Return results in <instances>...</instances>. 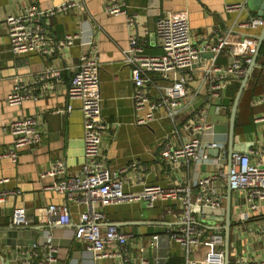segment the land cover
I'll return each instance as SVG.
<instances>
[{
	"label": "crops",
	"instance_id": "0c3cea01",
	"mask_svg": "<svg viewBox=\"0 0 264 264\" xmlns=\"http://www.w3.org/2000/svg\"><path fill=\"white\" fill-rule=\"evenodd\" d=\"M70 1H76L78 6L45 19L46 30L54 42L63 40L68 34L92 37L95 50H91V55L97 58L100 66L99 95L107 126L102 137V153L106 168L119 174L123 190L129 194H141L148 186L170 188L177 183L176 171L161 156L167 141L178 147L193 136H199L205 143L223 144L218 153L209 152L210 160L207 162L200 165L190 162L179 169L183 186L194 192L200 174L215 172L221 165L228 166L230 115L241 86V81L232 80L219 97H212L208 92L210 79L203 71L210 66L211 60L209 55L203 56L187 84L190 96L183 100L185 111L175 121L168 116L165 106L153 108L170 85L159 75H152L146 81L149 105L137 112L131 66L126 63L129 36L137 35L146 53L158 56L162 50L156 41L155 24L168 14L189 18L195 46L205 42L215 44L230 30L240 37H260L263 30L239 28L238 25L251 18H264V0H124L126 14L120 16L106 13L105 0H0V181L9 180L0 184V191L21 192L0 204V264H17V248L31 241L24 235L20 239H12L15 244L11 242L8 245L6 238L1 237L12 226L16 227L12 214L17 207H24L32 222L30 227L19 228L26 229L22 234H35L36 242L44 244L51 241L58 247L54 264H124L120 258L94 260L86 253L83 243L74 241L80 215L86 210L84 204L68 203L72 223L66 227L39 221L37 216L39 210L68 202L65 194L50 189L57 179L42 178L41 174L51 170L54 163L63 162L68 176L73 177L81 173L86 163L82 102L69 99L68 88L82 54L90 49L87 44L77 41L51 56L14 55L10 50L6 19L10 15L22 14L32 5L49 9ZM241 3H245L244 12L226 11L227 6ZM129 17H134V26L129 25ZM231 63L232 56L224 54L215 64L226 68ZM50 68L59 74L56 79L49 80L54 85L51 92L40 91L38 100L28 99L20 106L7 103L17 81L33 84L37 89L39 81L42 84L43 73ZM256 98L264 100V43L239 104L234 145V152L247 153L252 163H260L264 167V121H259L264 118V102L253 105ZM69 107L72 108L70 112ZM198 110H204L205 121L213 127L201 136L188 128L194 112ZM150 111L154 119L140 124L142 118L147 121L146 115ZM30 118L38 122L42 141L33 150H21L18 160L13 162L4 155L14 140L9 127L13 122ZM218 195L221 209L206 214L202 225L206 234L224 236L225 252L228 181L218 186ZM99 211L104 216V228L112 223L133 236L128 252L137 264L142 260H147L148 264L182 262L181 249L167 236L168 231L177 228L178 216L182 212L179 201H158L154 208H148L145 201L140 200L102 206ZM231 221V264L264 262V203L257 211H251L244 196L233 191ZM155 236L159 237V242Z\"/></svg>",
	"mask_w": 264,
	"mask_h": 264
},
{
	"label": "built area",
	"instance_id": "2783aa9c",
	"mask_svg": "<svg viewBox=\"0 0 264 264\" xmlns=\"http://www.w3.org/2000/svg\"><path fill=\"white\" fill-rule=\"evenodd\" d=\"M106 13L112 16L126 14L124 0H105ZM202 2L203 0H197ZM78 6L76 1H70L53 8L42 9L32 5L20 15H10L6 19L10 50L14 55L42 54L51 56L56 52L71 47L77 41L87 44L90 51L82 54L80 64L68 88V97L71 100L82 102L83 112V139L84 156L86 163L77 176H68L63 162H56L42 178L57 179L50 189L65 194L68 202L63 205H51L39 210V221L60 227L72 223L68 203L75 201L86 206L85 212L80 215V224L75 230L73 239L85 245V251L94 260L120 258L124 264H137L129 257L128 245L131 234L122 231L112 223L103 227L104 216L99 211L102 206L131 203L144 200L148 208H154L156 202L179 201L181 214L178 216L177 228L168 231V239L182 251L180 264H225L224 236L219 233L206 234L202 225L205 215L221 209V198L218 195V186L230 180L234 192L244 196L251 211H257L264 203V167L260 163H252L247 153L235 152L231 165H221L212 173L200 174L196 182V192L190 187H184L180 171L183 165L194 162L200 165L210 160V151H220L223 144L218 142L205 143L199 136H193L182 145L175 147L167 141L161 151L162 158L168 162L173 171H176L177 183L170 188L160 186L145 187L141 194L124 192L119 174L111 173L105 165L102 153V137L107 129L103 119L102 99L99 95L100 78L99 63L91 50H95L92 37L84 38L79 34H68L61 41L54 42L44 23L45 19L71 10ZM245 3L229 5L227 12H244ZM134 17H129V25L134 26ZM239 28L258 30L264 28V18H251L240 23ZM155 37L162 53L158 56L148 55L137 35L131 34L128 38V55L126 63L131 66L133 83V100L137 112L143 111L149 105V91L146 81L152 75H159L169 81L168 91L160 95L159 101L153 108L166 107L168 116L175 121L183 112V100L190 96L187 84L191 81L198 63L203 56H210L211 64L204 69L210 79L208 92L212 97H219L232 80L242 81L248 72L249 65L258 48L256 36L240 37L230 30L217 39L215 44L202 43L195 46L189 18L174 14L164 15L155 24ZM230 54L232 63L224 68L216 65L219 56ZM58 71L52 68L42 75V84L36 89L33 84L17 81L7 97L11 106H20L26 100H38L40 91L49 93L54 85L49 80L56 79ZM93 94V95H92ZM262 98H256L253 105L263 103ZM71 107L68 108L70 112ZM147 121L142 118L140 124L154 119L150 111L146 115ZM259 121H264L260 118ZM35 119H25L13 122L9 129L13 135V144L4 154L13 162L18 160L19 152L23 149L33 150L42 141V134L38 130ZM188 128L197 135H203L213 127L205 121L204 110L194 112ZM9 180L0 181V184ZM18 190L0 191V204L8 197L18 196ZM42 211V215H40ZM13 224L18 228H27L32 225L27 210L17 207L12 214ZM200 222V223H199ZM264 233V229L262 230ZM154 239L159 242V237ZM58 247L51 241L17 248V264H54L57 261ZM142 260L141 264H148ZM78 264H82L81 262ZM254 264H264L255 262Z\"/></svg>",
	"mask_w": 264,
	"mask_h": 264
},
{
	"label": "water",
	"instance_id": "95a60500",
	"mask_svg": "<svg viewBox=\"0 0 264 264\" xmlns=\"http://www.w3.org/2000/svg\"><path fill=\"white\" fill-rule=\"evenodd\" d=\"M258 41H259L258 48L255 52V55L252 58V62L249 65L248 72H247L246 76L241 81V86L239 88V91L236 95V98L234 100V103H233V106L231 109L230 123H229V139H228V151H229V154H228V161H229L228 162V170H229L230 165H231L232 156L235 153L234 152V145L237 141L235 138V127H236V118H237V112H238L239 104L241 102L244 90L248 84V81H249L250 75L253 71V68L256 66L258 55L260 54V51H261L263 43H264V28L262 30L260 37H258ZM213 151H210V152H213ZM215 152L218 153V150H216ZM232 193H233V190L231 188L230 180H228V204H227V211H226V225L224 227V230H225V264H231L230 252H231V227H232V221H231V195H232ZM19 230H21V232H19ZM18 232L20 234H18ZM22 232H26V229H19V228L12 226L6 232V234H3L1 237L6 238V242L8 245L12 242V239H15V238L17 239V237L20 239L24 235H27L29 238H31V241H29L28 244L24 243L23 246L31 245L35 242V238H36L35 234H22ZM12 243L15 244L14 241ZM18 243L20 244L21 242H18Z\"/></svg>",
	"mask_w": 264,
	"mask_h": 264
}]
</instances>
